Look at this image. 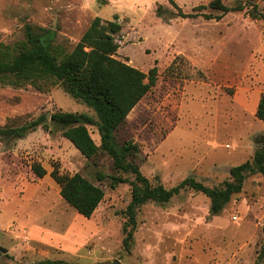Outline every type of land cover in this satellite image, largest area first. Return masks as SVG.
<instances>
[{"label": "rangeland", "instance_id": "rangeland-1", "mask_svg": "<svg viewBox=\"0 0 264 264\" xmlns=\"http://www.w3.org/2000/svg\"><path fill=\"white\" fill-rule=\"evenodd\" d=\"M182 11L210 0H175ZM243 9L225 14L204 8L196 17L180 16L169 0H0V43L26 39L25 26L57 32L71 51L96 16L118 21L115 54L148 72L158 68L151 90L116 131L121 149L132 140L137 150L126 160L152 183L172 188L188 176L209 186L230 179V169L252 159L264 143V120L256 110L264 92V0H223ZM163 5L158 15V5ZM57 111L94 115L61 85L41 91L0 81V127L18 126L40 115L39 126L24 138H0V264H255L264 245V176L248 175L217 215L210 198L191 188L170 201H148L137 208L130 250L123 246L135 175L114 166L104 149L86 157L51 120ZM100 144L97 127L89 125ZM47 169L44 177L33 162ZM81 173L99 184L105 197L91 217L80 214L60 194L51 177ZM98 173L106 175L98 179ZM112 176L126 179L112 186ZM261 264H264L262 262Z\"/></svg>", "mask_w": 264, "mask_h": 264}, {"label": "trees", "instance_id": "trees-1", "mask_svg": "<svg viewBox=\"0 0 264 264\" xmlns=\"http://www.w3.org/2000/svg\"><path fill=\"white\" fill-rule=\"evenodd\" d=\"M169 2L180 10L183 17H196L204 8L220 11L217 16L204 13L206 18L221 19L225 14L243 9L242 4L228 6L223 0H210L207 5L194 7L195 12L185 13L175 0ZM163 5H158L161 15ZM253 16L264 19L263 13L254 12ZM121 30L118 21L103 24L100 16H96L71 51H66L57 43V32L51 28L25 26L26 39L15 44L0 43V81L16 87L27 85L44 91L50 87L61 85L65 92L81 100L94 115L78 112L57 111L51 120L63 128L64 136L83 154L90 158L100 149L106 150L113 158L114 166L125 172H132V198L123 211L127 220L123 230L125 237L123 246L130 250L137 228V208L148 202L166 203L179 194L182 189L191 188L202 192L210 198V212L219 214L230 201L233 194L243 190L248 175L260 173L264 176V143L259 147L252 159L230 169V179L217 186H209L193 176H188L172 188L162 184H154L145 176L140 167L126 160L132 150L139 148L132 140H127L121 149L115 145L116 131L124 124L128 114L139 101L151 90L158 79L157 66L148 72L139 69L115 57L120 44L115 34ZM256 116L264 120V92L259 100ZM46 116L40 115L32 121L18 126L0 127V138L12 141L24 138L39 126H46ZM89 125L97 127L100 144L92 137ZM31 170L38 177H44L47 169L40 162H33ZM51 177L60 187L63 199L80 214L91 217L105 197L103 187L77 172L63 173L55 165L50 172ZM106 175L98 173L102 180ZM122 177L112 176V186L124 182ZM264 262V245L255 264ZM62 259H45L36 264H64ZM114 264V263H111Z\"/></svg>", "mask_w": 264, "mask_h": 264}, {"label": "water", "instance_id": "water-1", "mask_svg": "<svg viewBox=\"0 0 264 264\" xmlns=\"http://www.w3.org/2000/svg\"><path fill=\"white\" fill-rule=\"evenodd\" d=\"M0 250L3 251V252L7 251L4 247H1V246H0Z\"/></svg>", "mask_w": 264, "mask_h": 264}]
</instances>
